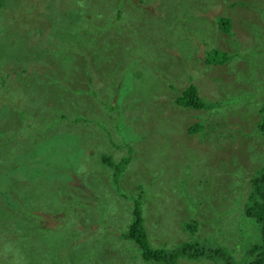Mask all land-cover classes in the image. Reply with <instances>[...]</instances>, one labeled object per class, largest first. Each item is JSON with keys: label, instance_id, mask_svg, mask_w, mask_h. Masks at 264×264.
Returning a JSON list of instances; mask_svg holds the SVG:
<instances>
[{"label": "rangeland", "instance_id": "obj_1", "mask_svg": "<svg viewBox=\"0 0 264 264\" xmlns=\"http://www.w3.org/2000/svg\"><path fill=\"white\" fill-rule=\"evenodd\" d=\"M210 45L228 54L224 63L203 64ZM23 49L21 61L8 57ZM1 54L0 151L24 191L16 215L36 234L4 238L0 264H154L118 238L132 219L120 209L139 184L148 187L149 247L219 249L174 264L249 259L262 237L247 208L252 178L264 171V0H1ZM112 75L124 78L119 103ZM189 83L216 104L177 103ZM26 126L33 142L3 137ZM103 156L128 160L117 182ZM34 217L51 228L46 237L28 223ZM192 220L197 227L185 229Z\"/></svg>", "mask_w": 264, "mask_h": 264}, {"label": "trees", "instance_id": "obj_2", "mask_svg": "<svg viewBox=\"0 0 264 264\" xmlns=\"http://www.w3.org/2000/svg\"><path fill=\"white\" fill-rule=\"evenodd\" d=\"M122 12H123V8L121 9L118 8L116 12V16L120 18L122 16ZM216 20L222 32H226L227 34L231 33L229 18L220 15V16H217ZM61 26H64V24L61 23ZM210 47L211 45L208 47V49H206L205 63L203 64L205 65L209 64L210 66H215V64L224 63V61L227 60V58L229 57L228 54L225 53L224 50H218L216 49L215 46H213L214 48H211V49ZM26 53H28V56H29L30 53L23 49L19 54H16V53H11V55L8 54V57L9 56L12 57L14 61L15 60L21 61L18 56L24 57L26 56ZM212 55H213V58H212ZM0 56H2V54ZM4 58H7V57L4 56ZM21 68L22 70H24V66H22ZM112 74H117V72L112 71ZM112 79H113L112 88L114 90L112 99L116 100L119 103V100H121V98H119V91L123 85L124 78L123 76L122 78H119V77L115 78V76L112 75ZM175 101L185 107L204 108V109L211 108L208 106L211 104L210 102L215 103L211 100L206 101L205 99H203V97L198 94V91L195 85L192 83H189L187 86H185L184 89L180 91L179 94L176 95ZM227 103H230V102H226L225 104ZM109 107L113 108L112 105H109ZM261 115H262L261 118L257 122V128H259V130L261 131V136H262L261 142L264 146V101L261 105ZM17 121L21 122L19 121V119ZM40 124L35 125V126L33 125L32 127L35 128V130L41 129ZM46 127L47 129L50 128L47 125ZM199 127H202V126H199ZM25 128L26 129L24 128L21 129L20 127V131L15 130V129L11 130L3 137H6L7 139L11 140L12 145L14 143H20L21 137H26L28 141L33 142V137L31 134L32 132L30 131V129H28V126H26ZM207 134L205 137H209ZM128 150L131 151V147H129ZM16 155H17V152L12 147L9 150L8 158L15 157ZM125 157H128V156H125ZM127 161L128 160H120V159L118 160L115 159L114 161H112L111 156L110 157L103 156V162L108 164V168L110 169L111 176L113 177L114 179L113 181L115 182L119 180V177L121 176L123 169L126 166ZM9 166H11V164L9 163V161L6 160L4 153L0 151V244L4 241V238L14 237L12 233H17V234L21 233L20 241L24 240L27 236L32 237V235L36 234L35 230L32 229L29 226V224L28 225L22 224L23 219L20 217L18 218L16 215L15 210H17V208H20V206L22 205V202L24 201V191L19 189V188L23 189L22 185L19 184L21 181L9 175V172H10ZM73 178H76V174H74ZM70 185L74 186L73 191L74 189L76 190V185H74L73 182H70ZM252 185H253V188H252L253 191H252L251 199L252 198L254 199H252V202H251L252 205H250L249 208H247V211H248L247 213H249V215L251 216H255L257 220L260 222L262 237L259 239V241H256L250 245V247L247 250V256L249 259H247L244 262V264H264V171L260 172L258 176H254L252 178ZM137 187L140 189V191L139 190L135 191L137 194L136 198L132 197L134 194V192L131 190L132 187L131 189H129L124 185V187L122 188L123 190L122 194L124 195V197H132L134 201L128 203L127 205L124 204V207L120 209L121 211L129 209V212L130 210H132V219L130 220L129 223L127 222L128 227L124 226V229L127 228V230L126 231L122 230V232L118 234V238L121 236L122 239L124 238V239L133 241L137 245L138 249L140 250V254L143 257V259H146V260L153 259L155 261L154 264H174L176 259L180 255H185L189 257L190 259L198 258L204 255H206L207 257L209 256L213 257L214 252L219 250L218 248L199 246L196 244L197 242L190 243L188 241L180 245L172 246L168 249L162 246L161 248H155V249L149 247L148 241L146 238V231H144V225H143L144 218H143V206H142V204L147 205L146 203L147 201L144 198V196H142V194L147 191L148 187L144 185V191L140 184ZM56 212L58 214L60 211H56ZM86 214H87V211H86ZM65 216H67L69 218V221L73 223L74 218L72 214H67ZM89 219L90 217H88L86 220H89ZM28 223L34 224L35 227L40 232L45 228L51 229L50 227L47 226L45 222H39L38 219H36L35 217L30 219ZM197 224L198 223L196 222V220L187 222V225H185V229H195L197 227ZM83 226L88 227L89 224L85 223ZM22 229H24L25 231L22 232ZM24 234H27V236H23ZM28 234H31V235H28ZM42 235L44 234L42 233ZM44 236L46 237V235ZM120 259L124 262H128L125 258H120ZM229 262H230V259L227 258L224 260L223 263L229 264Z\"/></svg>", "mask_w": 264, "mask_h": 264}, {"label": "bare ground", "instance_id": "obj_3", "mask_svg": "<svg viewBox=\"0 0 264 264\" xmlns=\"http://www.w3.org/2000/svg\"><path fill=\"white\" fill-rule=\"evenodd\" d=\"M219 20V19H218ZM226 23V22H225ZM70 33V32H69ZM216 56V55H215ZM212 58H213V55H212ZM210 59V58H209ZM217 59V58H216ZM220 59V58H219Z\"/></svg>", "mask_w": 264, "mask_h": 264}]
</instances>
